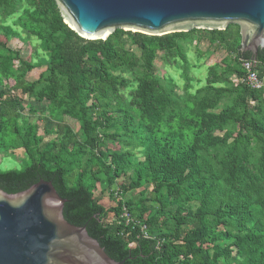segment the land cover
Wrapping results in <instances>:
<instances>
[{"label":"trees","instance_id":"obj_1","mask_svg":"<svg viewBox=\"0 0 264 264\" xmlns=\"http://www.w3.org/2000/svg\"><path fill=\"white\" fill-rule=\"evenodd\" d=\"M14 38L41 51L37 79ZM240 42L234 24L90 41L55 0H0V151L28 163L0 188L51 181L65 219L123 264H264V89L236 83L252 58ZM216 52L202 83L192 69ZM256 61L264 73V49Z\"/></svg>","mask_w":264,"mask_h":264},{"label":"water","instance_id":"obj_2","mask_svg":"<svg viewBox=\"0 0 264 264\" xmlns=\"http://www.w3.org/2000/svg\"><path fill=\"white\" fill-rule=\"evenodd\" d=\"M64 23L86 40L117 29L162 36L192 29L240 27V51L257 63L264 49V0H55ZM51 181L7 193L0 188V264H123L112 259L86 226L69 223Z\"/></svg>","mask_w":264,"mask_h":264},{"label":"rangeland","instance_id":"obj_3","mask_svg":"<svg viewBox=\"0 0 264 264\" xmlns=\"http://www.w3.org/2000/svg\"><path fill=\"white\" fill-rule=\"evenodd\" d=\"M1 39L5 40V37H1ZM8 44L12 49H16V50L19 49L23 57H25L28 60L32 59V61L36 63L37 65L36 68L28 75L27 78L30 81L37 79L40 73L43 72L46 67L42 64V61H41V57H42L41 51L38 50L39 54L37 55L35 52H33V49L35 48L34 41L28 40L26 38H14ZM187 47H188V54H187L188 60L191 61L192 63H195L196 55H195L194 48L190 45H187ZM223 55H224L223 53L216 52L215 54H212L211 56L206 57L203 61L201 60L200 67L196 69H192V75H194L197 78V80H201L202 83H204L206 75H207L208 67H210L215 62L219 61ZM157 62H158V66L160 67V73L164 74L166 71L164 69L162 60L158 59ZM194 84H197V81H195ZM37 108L38 110H42L44 108V104L37 105ZM36 121H37L36 118H32V122H36ZM66 122L70 124L74 129L76 130L78 129V125L74 120L66 118ZM39 124H40V133H43L44 123L39 122ZM118 147L119 146L115 143H109V148L111 149H117ZM23 155L24 154L20 150L16 152V158L10 155L4 156L3 152L0 151V170H8V169H14V168L22 169L26 164H28L27 162L24 161ZM138 191L139 190L132 191L128 194V196L136 197L138 195ZM102 203L107 208H109L115 205V200H112L108 196H106L102 200ZM111 219H112V214H109V220Z\"/></svg>","mask_w":264,"mask_h":264},{"label":"built area","instance_id":"obj_4","mask_svg":"<svg viewBox=\"0 0 264 264\" xmlns=\"http://www.w3.org/2000/svg\"><path fill=\"white\" fill-rule=\"evenodd\" d=\"M257 65L258 63L242 64L243 75L235 79L236 83H243L251 89H264V73H259ZM124 216L128 221L131 220L126 211Z\"/></svg>","mask_w":264,"mask_h":264}]
</instances>
